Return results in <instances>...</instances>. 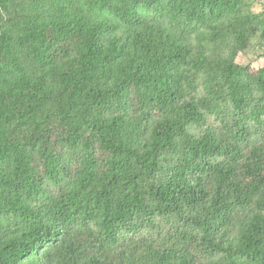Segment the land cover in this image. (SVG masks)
<instances>
[{
  "label": "trees",
  "instance_id": "trees-1",
  "mask_svg": "<svg viewBox=\"0 0 264 264\" xmlns=\"http://www.w3.org/2000/svg\"><path fill=\"white\" fill-rule=\"evenodd\" d=\"M254 2L0 0V264H264Z\"/></svg>",
  "mask_w": 264,
  "mask_h": 264
},
{
  "label": "rangeland",
  "instance_id": "rangeland-1",
  "mask_svg": "<svg viewBox=\"0 0 264 264\" xmlns=\"http://www.w3.org/2000/svg\"><path fill=\"white\" fill-rule=\"evenodd\" d=\"M252 11L264 16V0H255ZM237 63L242 66H251L254 69L264 68V23L261 34L253 39L244 53L239 54ZM210 122L218 124L213 118L210 119Z\"/></svg>",
  "mask_w": 264,
  "mask_h": 264
}]
</instances>
